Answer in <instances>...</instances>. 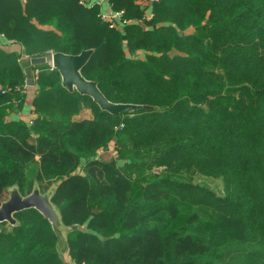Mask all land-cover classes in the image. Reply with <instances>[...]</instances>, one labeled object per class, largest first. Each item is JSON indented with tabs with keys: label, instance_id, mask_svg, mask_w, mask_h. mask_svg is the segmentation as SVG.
Returning a JSON list of instances; mask_svg holds the SVG:
<instances>
[{
	"label": "trees",
	"instance_id": "16d2710c",
	"mask_svg": "<svg viewBox=\"0 0 264 264\" xmlns=\"http://www.w3.org/2000/svg\"><path fill=\"white\" fill-rule=\"evenodd\" d=\"M92 3L0 0V35L27 60L94 49L84 77L153 108L114 116L43 62L33 119H9L28 76L0 46V204L9 188L58 184L70 264H264V0H109L123 11L113 27ZM15 217L0 264H65L38 210Z\"/></svg>",
	"mask_w": 264,
	"mask_h": 264
},
{
	"label": "water",
	"instance_id": "95a60500",
	"mask_svg": "<svg viewBox=\"0 0 264 264\" xmlns=\"http://www.w3.org/2000/svg\"><path fill=\"white\" fill-rule=\"evenodd\" d=\"M94 49L81 51L79 54H66L62 52H53L50 56L52 67L56 69L61 76L62 85L70 92L77 91L81 95H87L99 105V107L114 116H119L122 113H130L152 106L133 104V103H114L110 101L100 90L96 81L88 80L84 77L82 70L91 59ZM46 57L32 58L23 62V67L28 76V85L33 86L32 65L46 63ZM58 184L51 187L50 190L43 193L38 184L34 185L31 193L23 195L17 186L8 189V198L0 204V224L7 222L15 226L18 221L15 214L26 209L34 208L38 210L59 232L60 247L59 252L64 260V254L69 253L67 247V235L72 227H67L62 224V218L57 207L52 203L53 190ZM1 232V229H0ZM65 264L66 261L64 260Z\"/></svg>",
	"mask_w": 264,
	"mask_h": 264
},
{
	"label": "crops",
	"instance_id": "0c3cea01",
	"mask_svg": "<svg viewBox=\"0 0 264 264\" xmlns=\"http://www.w3.org/2000/svg\"><path fill=\"white\" fill-rule=\"evenodd\" d=\"M94 2H99L101 11L103 13H110V5L108 2L102 0H93ZM142 3V2H141ZM0 46L6 52H14L17 54H21L23 56L22 60H27L28 57L24 56V46L18 42H14L12 40H8L4 36L0 35ZM47 56L46 58H48ZM36 87L27 86V99L25 100L24 106L21 108L20 104L17 101H13V105L15 107L14 110L11 111L9 119L14 120H24L26 122H30L33 119V99L35 97ZM87 111H84L81 115H86ZM79 115L77 119H83ZM90 118V116H88Z\"/></svg>",
	"mask_w": 264,
	"mask_h": 264
},
{
	"label": "rangeland",
	"instance_id": "374dc122",
	"mask_svg": "<svg viewBox=\"0 0 264 264\" xmlns=\"http://www.w3.org/2000/svg\"><path fill=\"white\" fill-rule=\"evenodd\" d=\"M140 2L146 4L147 0H140ZM51 54H49L48 56H50ZM49 59V57L47 58V60ZM47 64H49V61L46 62ZM88 116H91V114L89 113V111H87L86 115H81V118H88ZM112 148V147H111ZM103 155V157L105 159H109L111 158V156L114 155V151L113 148L110 150H107V152L101 153ZM195 181L196 182H200L203 184H207L209 187H211L212 189L216 190L218 193H221L223 191V184L220 180L217 179H213V178H206L203 176H196L195 177ZM9 193L6 194V197L4 200H6L8 198ZM3 200V201H4ZM2 201V202H3ZM64 260L66 261L67 264H70V257H69V253H65L64 254Z\"/></svg>",
	"mask_w": 264,
	"mask_h": 264
},
{
	"label": "built area",
	"instance_id": "2783aa9c",
	"mask_svg": "<svg viewBox=\"0 0 264 264\" xmlns=\"http://www.w3.org/2000/svg\"><path fill=\"white\" fill-rule=\"evenodd\" d=\"M26 0H23V2H25ZM83 2L85 1V0H82ZM86 1H92V0H86ZM102 1H105V2H109V0H102ZM94 3H97V4H99V2H94L93 1V3L92 4H94ZM91 4V5H92ZM122 14H123V11H121V12H116V13H113V12H110V13H103V12H101V14H100V16H101V18L103 19V20H105V21H108V22H111V27H113V26H115V24H114V22H115V20H119L120 22H121V16H122ZM151 16V15H150ZM114 21V22H113ZM50 54H52L53 52H49ZM51 56V55H50ZM50 56H49V59H48V61H49V65L50 66H52V63H51V60H50Z\"/></svg>",
	"mask_w": 264,
	"mask_h": 264
}]
</instances>
